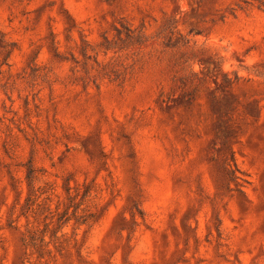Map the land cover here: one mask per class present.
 <instances>
[{"label": "rangeland", "instance_id": "1", "mask_svg": "<svg viewBox=\"0 0 264 264\" xmlns=\"http://www.w3.org/2000/svg\"><path fill=\"white\" fill-rule=\"evenodd\" d=\"M0 264H264V0H0Z\"/></svg>", "mask_w": 264, "mask_h": 264}]
</instances>
